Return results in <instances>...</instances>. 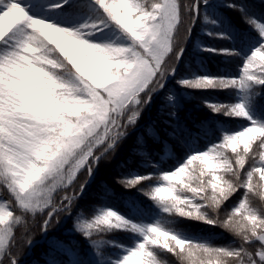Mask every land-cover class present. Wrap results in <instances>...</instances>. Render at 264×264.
<instances>
[{"label":"snow or ice","instance_id":"1","mask_svg":"<svg viewBox=\"0 0 264 264\" xmlns=\"http://www.w3.org/2000/svg\"><path fill=\"white\" fill-rule=\"evenodd\" d=\"M201 20L215 26L210 39L240 41L197 49L236 59L235 73L185 69ZM192 91L218 92L202 104L240 127L193 147L199 129L182 120ZM159 96L160 127L137 137ZM157 141L174 151L167 167ZM109 160L148 215L76 212ZM0 195V264H22L37 218L47 238L62 217L68 236L38 264H264V0H0ZM177 218L205 231L179 230Z\"/></svg>","mask_w":264,"mask_h":264},{"label":"trees","instance_id":"2","mask_svg":"<svg viewBox=\"0 0 264 264\" xmlns=\"http://www.w3.org/2000/svg\"><path fill=\"white\" fill-rule=\"evenodd\" d=\"M217 4H225L228 0H215ZM240 2V0H237ZM259 3L260 0H255ZM220 15L227 17L226 12H220ZM231 11V10H229ZM233 15H236L233 13ZM215 26L206 24L203 20L195 27L192 37L190 38L187 47V55L184 60L185 69L191 68V71H201V65L206 66L207 71L212 73H235L237 71L236 59H229L223 56H211L208 53L200 52L197 49L206 45L214 47H229L234 43H240V41L224 40V39H210L206 33L209 30H213ZM183 74V71L182 73ZM218 92H199L192 91L189 96L188 106L185 108L182 114V120L186 126L191 129H199L198 132H194L193 136L189 139V143L195 148L204 149L206 146H210L212 142L219 139L224 131H231L240 127L241 122L238 120H227L221 118L216 114L210 113V111L202 104L204 99L209 101L223 99ZM164 97L159 96L153 103V106L148 109L140 123L138 129L135 130L136 136L140 137L146 135L149 130L155 131L160 127L162 123L161 108L163 107L162 101ZM159 133L157 132V135ZM153 137L148 136V140H152ZM161 145L158 155L163 159L165 167L168 166V161L173 159L174 151L171 144L164 147L163 141H157ZM170 152L167 154L166 149ZM127 153L125 148L121 153L123 157ZM120 166L113 164L111 160L102 163L100 171L96 177V180L87 189L84 198L79 202V207L76 212L83 211L85 215H91L94 208H99L104 205L111 206L112 208L132 216L134 218L139 216L137 209L139 208L145 215L149 214L148 205L151 203L146 201L144 197L138 192L122 189L121 186L116 184L117 174L120 172ZM106 186L108 191L105 193L103 187ZM6 195H0V200L6 199ZM154 208V205L152 206ZM42 221L37 218L34 223H31V236L34 240V246L32 248H24L21 255L22 264H38L44 259V252L48 247V243L53 238L64 239L68 236L69 226L72 221L61 218L59 224H54L48 230V236L45 238L44 234L40 231V223ZM173 227L189 232L191 234H199L205 231L202 226L196 222L185 221L181 218H177L173 221ZM208 232H214L215 239L219 242H224V237L219 234V230L207 229ZM17 235L23 242L24 231L19 228ZM101 239H114L120 243H127L126 234L122 233H107L102 234ZM116 249L108 248L105 250V255H114Z\"/></svg>","mask_w":264,"mask_h":264},{"label":"rangeland","instance_id":"3","mask_svg":"<svg viewBox=\"0 0 264 264\" xmlns=\"http://www.w3.org/2000/svg\"><path fill=\"white\" fill-rule=\"evenodd\" d=\"M166 152H167V154H168V153L170 152V150L167 148V149H166Z\"/></svg>","mask_w":264,"mask_h":264}]
</instances>
